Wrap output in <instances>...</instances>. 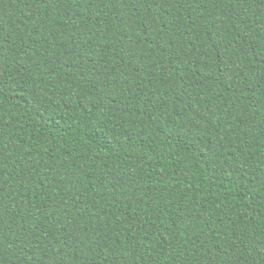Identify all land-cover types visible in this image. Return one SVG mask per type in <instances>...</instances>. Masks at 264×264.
<instances>
[{"label": "trees", "instance_id": "obj_1", "mask_svg": "<svg viewBox=\"0 0 264 264\" xmlns=\"http://www.w3.org/2000/svg\"><path fill=\"white\" fill-rule=\"evenodd\" d=\"M0 264H264V0H0Z\"/></svg>", "mask_w": 264, "mask_h": 264}]
</instances>
